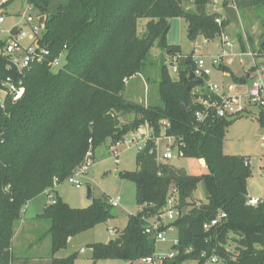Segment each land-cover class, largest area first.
Instances as JSON below:
<instances>
[{"label": "trees", "instance_id": "1", "mask_svg": "<svg viewBox=\"0 0 264 264\" xmlns=\"http://www.w3.org/2000/svg\"><path fill=\"white\" fill-rule=\"evenodd\" d=\"M26 1L40 16H47L37 42L49 55L23 76L0 58V78L21 79L25 86L20 101L7 98L4 108L0 107V264L16 261L11 248L15 228L30 201L65 182L90 149L95 152L107 141H122L146 124L152 128V139L137 155L138 169L124 174L135 184L140 210L128 217L118 236L121 243L112 239L90 245L93 262L153 257L157 242L145 234V228L149 219L160 216L176 191L179 214L169 224L178 235V244L172 246L176 256L163 264H206L212 255L224 264H264V204H246L252 175L249 158L224 153L226 131L232 124L228 119H196L202 109L201 94L193 91L204 82L190 78L194 69L190 56L185 58L180 47L166 42L173 18L185 19L192 40L220 37L231 22L226 18L220 26L216 19L223 16L207 13L213 0H67L53 13L51 0ZM185 2H192L195 10H186ZM230 4L240 12L264 11V0H225L223 8ZM139 19L148 20L143 38L137 35ZM162 37L169 55L182 57L178 79H172L163 65L157 103L126 99L125 81L144 74L151 49ZM62 53L65 63L53 71L49 63ZM255 53L264 59V43ZM220 70L228 72L223 65ZM231 76L237 84L249 82L247 75ZM131 114L136 115L134 120L116 125L120 117ZM257 119L264 129V112ZM162 135L173 137L179 156L200 160L206 172L193 175L160 162L154 139ZM200 184L206 202L197 207L193 201ZM112 209L108 198L76 209L57 194L55 203L35 217L37 222L50 223L46 235L51 239L52 264H75L76 255L62 259L55 255L67 248L71 238L114 219ZM220 213L226 217L205 231L204 225Z\"/></svg>", "mask_w": 264, "mask_h": 264}, {"label": "rangeland", "instance_id": "2", "mask_svg": "<svg viewBox=\"0 0 264 264\" xmlns=\"http://www.w3.org/2000/svg\"><path fill=\"white\" fill-rule=\"evenodd\" d=\"M67 4V0H51L49 11L55 12L60 5ZM186 10H195L192 2H185ZM6 27L19 25L28 34L32 32V26H38L39 11L36 8H30L26 0H16L7 7ZM208 14L218 13L224 16L223 3L213 0L206 8ZM239 12L240 28L236 30L231 23L223 27L222 34L228 35L233 44L227 54L223 56L222 52V34L213 41H207L204 36H198L195 40L189 37L188 23L183 18L171 19V28L166 36V42L169 46L180 47L185 56H189L193 51L197 55L205 58L207 66L211 70V75L204 80L202 86L197 87L194 94H201L207 91L208 82H214L222 87L229 94L243 96L249 88V83L237 84L233 81L231 73L218 70L214 61L227 63L232 60L230 68L237 77H244L245 74L253 72L254 60L250 52L255 55V63L258 68L263 67L264 59L256 57V51L264 43V11L248 9ZM32 17L34 21L27 24V18ZM148 20L139 19L137 21V35L143 38L146 35ZM26 44L29 41H25ZM242 63V65H241ZM165 65L168 68L172 79L177 80L178 73L173 72V66L180 64L173 61L172 56L167 53L165 47H159L157 41L151 49V54L144 74L135 76L126 80V90L124 97L130 101L150 105L159 101V83L160 69ZM228 73V74H227ZM264 81V72L261 74ZM234 89V90H233ZM4 99L0 91V102ZM255 114L258 110L253 109ZM136 115H126L120 117L116 122L122 125L131 122ZM135 132V131H134ZM133 133V132H131ZM169 145H173L174 159L164 161L163 154ZM111 142L107 141L95 151V160L87 174L82 176L81 189H76L68 182H63L57 188V193L47 192L38 196L28 203L24 209L23 219L15 228L12 242V252L16 257L14 264H52L51 239L46 235L50 223L48 221L37 222L35 217L43 210L53 204L57 194L70 207L76 209L88 208L92 205L94 199H106L121 197L120 206L112 209L114 219L104 224L83 232L68 242L66 249L60 250L55 258H66L76 255L75 264H145L143 260L135 262H125L120 260H100L93 262V251L90 245L97 243H107L114 240L110 236V230H117L118 233L125 228L128 217L137 215L140 206L136 202L135 184L124 177L126 172H133L138 169L137 155L138 149L134 146H123L119 149V164L115 163V157L111 150ZM224 153L227 155H242L249 158L252 175L247 182L249 196H262L264 194V129L260 127L256 117H243L233 122L226 131L224 141ZM158 160L162 163H168L171 166L184 169L189 174L202 175L206 172L202 162L197 159L183 158L179 156L178 143L162 138L158 143ZM121 172L122 175H117ZM90 187L93 192V198L88 199L87 188ZM206 202V194L202 184L198 186L195 192L194 205ZM177 237L176 232H170L167 236V242L156 243L155 255H166L174 253L172 249L173 241ZM230 250L234 252V246ZM186 264H195L187 262ZM212 264V263H206ZM219 264H224L221 260Z\"/></svg>", "mask_w": 264, "mask_h": 264}, {"label": "built area", "instance_id": "3", "mask_svg": "<svg viewBox=\"0 0 264 264\" xmlns=\"http://www.w3.org/2000/svg\"><path fill=\"white\" fill-rule=\"evenodd\" d=\"M16 0H0V58L6 60L8 68L14 70L18 76H23L30 72L35 64H41L45 61L49 55V51L42 48L38 44V39L41 37L43 32L41 23L38 18V26H32V32L28 34L19 25H14L10 28L6 27V21L8 17L7 7ZM225 0H216V2H224ZM233 1V0H231ZM29 5V4H28ZM229 6H234L230 4ZM32 9L33 7L29 5ZM235 7V6H234ZM40 17V16H39ZM226 15L222 18L216 19L218 25H222ZM34 19L30 16L27 18V24H30ZM18 27L16 35H13V30ZM25 41H29L27 44ZM222 52L223 56L227 54L229 49H232L233 44L230 41L228 35L222 34ZM250 56L254 60L253 72L247 73L249 76V88L245 95L240 96L237 94H229L225 92L221 86L214 82H208L207 91L201 93L198 98V102L201 104L202 109L197 111L195 114L196 119L199 122H204L210 116L229 119L238 117L241 115L259 116L261 112H264V81L262 80L261 74L264 72L263 67L258 68L255 63V55L250 52ZM194 69L192 70L197 80H204L211 75V70L207 66L205 58L201 55H197L196 52L189 55ZM185 56V58H189ZM173 61L180 64L182 59L181 55L173 56ZM66 54L62 53L59 57L49 63L50 68L53 71L61 69L65 63ZM221 62L214 61V65L218 66ZM173 72L178 73V66H173ZM0 91L4 95V99L0 102V107L4 108V103L7 98L12 101H20L25 94V86L21 79L15 80L12 77L5 79L0 78ZM253 109L258 110V114L253 112ZM153 131L152 128L146 124L140 126L135 132L128 134L122 141L111 144V150L115 157V163L119 164V149L123 146L136 147L138 152H142L149 140L152 139ZM162 138H167L170 141H175L173 137H167L162 135L159 138L154 139L156 142V151L158 149V143ZM158 154V153H157ZM174 158L173 145H169L163 154L164 161H170ZM95 160V152L90 149L82 163L73 171L65 181L74 186L76 189H81L82 183L81 178L87 174L88 170L92 167ZM121 197L109 198L108 204L112 208L120 206ZM55 203V199L53 200ZM177 204V192L172 191L169 196L167 206L164 208L159 217L149 219V223L145 228V234L153 237L156 242H167L168 234L173 230L169 227L175 219L178 217V210L176 209ZM246 204L250 207H258L264 204V196L260 198L247 197ZM201 206V202L197 203V207ZM226 217L225 214L220 213L219 216L209 224L204 225L205 231H210L213 227L218 226L220 220ZM166 228V229H164ZM110 236L118 238L119 233L115 230L109 231ZM178 244V239L173 241V246ZM176 253H170L166 255H160L150 258L143 259L145 264H163L167 259H173ZM205 257V254L202 255ZM193 263L197 264L196 261ZM206 263L219 264V258L216 255H212L207 259Z\"/></svg>", "mask_w": 264, "mask_h": 264}, {"label": "water", "instance_id": "4", "mask_svg": "<svg viewBox=\"0 0 264 264\" xmlns=\"http://www.w3.org/2000/svg\"><path fill=\"white\" fill-rule=\"evenodd\" d=\"M223 11H224V14L226 15L227 19L235 26L236 30L239 31V28H240V17H239V12H238L237 8L234 7V6H228V7L224 8ZM46 19H47V16L46 15H43V16H40L39 17V21L41 23V26H42V29L43 30L45 28ZM17 30H18V27H16L13 30V35H16ZM164 46H165V44H164V37H162L160 39V41H159V47L163 48ZM167 53L169 54V51ZM219 67H220L219 65L216 66L217 69H219ZM190 78L194 82L195 81H198L199 83H201V80H197L195 78V74L193 73V71L190 72ZM248 79H249V76H248L247 80ZM243 117H252V116L245 114V115H241V116H238V117L229 118L228 119V122L229 123H233V122H235L238 119H241ZM116 125L118 126L119 125V122H116ZM87 195H88V199L91 200L93 198V192H92V189L90 187L87 188ZM115 242L117 244L118 243H121L122 242V239L121 238H116Z\"/></svg>", "mask_w": 264, "mask_h": 264}, {"label": "crops", "instance_id": "5", "mask_svg": "<svg viewBox=\"0 0 264 264\" xmlns=\"http://www.w3.org/2000/svg\"><path fill=\"white\" fill-rule=\"evenodd\" d=\"M224 9V8H223ZM188 27H189V25H188ZM195 51H193L192 53H194ZM192 53H190V54H192ZM231 62H232V60H228L227 61V63H221V64H219V66H221V65H223L224 67H226L227 68V70H228V73H233V71L231 70V68H230V64H231ZM241 65H242V63H241ZM218 70H220V67H219V69ZM227 73V74H228ZM245 75H247V78H248V74H245ZM244 75V76H245ZM249 83V82H248ZM234 90V89H233ZM252 117H256L257 118V116H252ZM174 159V158H173ZM119 173H117V175H118ZM59 186V185H58ZM58 186H56L55 187V189L54 190H48L47 192H55V193H57V188H58ZM47 192H45V193H47ZM247 192H248V190H247ZM44 193V194H45ZM264 196V194L262 195V196H256V197H254V196H249L248 195V197H254V198H260V197H263ZM171 232H176V234H177V231L175 230V229H173ZM116 239V238H115ZM175 239H178V235H177V237L175 238ZM109 242V241H108Z\"/></svg>", "mask_w": 264, "mask_h": 264}]
</instances>
